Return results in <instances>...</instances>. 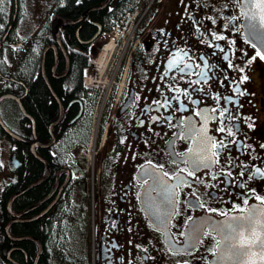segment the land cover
<instances>
[{"label":"flooded vegetation","instance_id":"flooded-vegetation-1","mask_svg":"<svg viewBox=\"0 0 264 264\" xmlns=\"http://www.w3.org/2000/svg\"><path fill=\"white\" fill-rule=\"evenodd\" d=\"M65 5L59 0L54 10ZM0 7L6 24L0 37V98L19 88L23 129L31 128V138L25 135L22 142L30 154L37 145L43 167L37 180L5 200L0 264H264V203L256 199L264 196V178L253 175L256 168L264 171V59L244 37L241 0H100L73 19L45 17L20 44L15 42L19 0H3ZM110 41L116 69L110 82L106 75L102 105L101 91L83 85L80 97L59 101L49 77L62 80L81 57L82 78L91 74L96 81L92 63ZM17 48L22 63L31 52L37 55L34 77L40 75L56 103L47 139L36 134L23 105L28 81L12 77L11 51ZM223 107L231 120L212 111ZM221 120L232 136L227 128L216 131ZM202 135L223 139L228 147L218 158L211 156L217 149L209 148L207 166L196 167ZM3 140L0 136V150ZM12 151L10 144L7 156L0 153L5 165L0 208L22 166L17 159L18 167L11 169ZM40 179L37 185L44 183L45 190L33 204L7 209L10 197ZM12 220L36 223V235L13 234V223L6 232ZM12 237L28 239L32 251L21 245L26 240ZM222 239L227 250L221 249Z\"/></svg>","mask_w":264,"mask_h":264},{"label":"trees","instance_id":"trees-1","mask_svg":"<svg viewBox=\"0 0 264 264\" xmlns=\"http://www.w3.org/2000/svg\"><path fill=\"white\" fill-rule=\"evenodd\" d=\"M66 1L64 7L57 8L54 10L53 16L61 15L67 19H73L79 15V13L83 10L84 6L88 3H98L100 0H79L81 3L76 5L77 0H63ZM105 11V10H104ZM6 27L4 21V11L0 12V37L1 34L4 33V29ZM31 55L28 57L27 61L19 62L17 68L13 72V77L17 80L25 79L28 81V93L27 97L23 100V105L25 106L27 112L33 117L35 124V132L39 136H44L46 139V125L51 120L50 112H56V103L52 98L48 88L45 83L41 79L40 75L37 74L34 77V72L37 71L40 60L37 59V55L34 52L30 53ZM51 59L50 54L46 55V62L49 63ZM83 61L84 59L81 57H76L72 66H70V70L62 80H55L49 77L50 83L52 85L53 91H55L57 98L63 104L73 99L74 97H80L82 95V75H83ZM48 69L46 68V72ZM14 87V86H13ZM12 87L13 94H19V88L17 87V92ZM16 88V87H15ZM4 105L1 106L2 114L4 115ZM16 112L14 110H9L8 113L6 110L5 120L9 125V128L18 136L26 137L28 139L31 138L30 131L31 128L27 129V133L23 129L24 120L18 108L15 106ZM11 121V124H10ZM0 136H6L3 131H0ZM6 138L10 139L6 136ZM11 145L13 146V152L16 154V157L19 161L22 162L21 168L18 170V184L15 186H11L10 190L7 191L4 196V200L1 202L0 215L7 216L5 209V200L9 195L14 193L18 187L22 185H27L35 180H37L42 172L43 167L42 164L34 158L28 150V145L24 144L22 141H15L10 139ZM44 183L40 185H35L20 194L16 197L12 203V206L15 211L21 210L28 204H33L38 196L40 195V191L45 190ZM6 221V218L3 217V222ZM12 233L15 235H36L37 225L36 223H13L11 225ZM26 240V242L24 241ZM24 243L28 244L29 251H32L33 246L32 243L28 239H23Z\"/></svg>","mask_w":264,"mask_h":264},{"label":"rangeland","instance_id":"rangeland-1","mask_svg":"<svg viewBox=\"0 0 264 264\" xmlns=\"http://www.w3.org/2000/svg\"><path fill=\"white\" fill-rule=\"evenodd\" d=\"M58 0H19L21 11H20V27L21 31H18V35L20 38H22L24 35L29 34L30 36L35 33V30L37 26H39L45 19V17H50V10L54 8V6L57 4ZM112 50V44H110L107 49L104 51H101L100 55L103 54L104 58L102 60L100 68L95 71L97 74L96 77V84L98 85L97 88H94L96 90L101 91L99 98H98V106L100 107L103 103L104 99V93L107 91V82L106 79H108V82H110V75L115 71L116 69V61L112 59L114 56L115 51L110 54ZM20 49H14L11 51V58L14 64L16 62H19V59L21 58ZM100 55L98 57V60L100 58ZM106 68V69H105ZM107 75V77H106ZM5 104H7L8 108H11L16 112V108L14 107L13 102L6 101ZM96 114V111H94ZM91 128L96 129V122H91L90 125ZM4 144L1 146L0 153L4 156L6 152H8V142L4 138L2 141ZM7 156V155H6ZM0 160H2V156H0ZM5 170L4 162H0V178Z\"/></svg>","mask_w":264,"mask_h":264},{"label":"water","instance_id":"water-1","mask_svg":"<svg viewBox=\"0 0 264 264\" xmlns=\"http://www.w3.org/2000/svg\"><path fill=\"white\" fill-rule=\"evenodd\" d=\"M107 2V1H106ZM106 2L104 3V5L106 4ZM260 2V0H241V9H242V14H243V21H242V25H243V33L245 36V39L251 43L262 55H264V21L261 20V10L257 7V4ZM100 7H96V8H92L90 10H100L103 8V6ZM62 76V75H60ZM4 98H10L12 100H14L19 109L21 110V112L23 111L21 104L19 102V97H16L14 95L11 94H7L4 95L0 98V101ZM1 123V121H0ZM1 125L4 128V131L13 139L17 140V141H21V139L16 136L14 133H12L9 129H7L2 123ZM55 123L52 124V126H54ZM37 145L34 144L31 146L30 148V152L31 154L38 160L39 157L37 156V154L35 153L34 148ZM9 164L11 165V169L13 168H17L18 167V161L15 158L14 155H12V157L9 159ZM43 179H40L38 182L31 184L29 187L35 186L37 185L40 181H42ZM23 192H18L15 195H13L7 203V207L9 208L10 204L13 202V200L18 197L20 194H22ZM22 214H13V216H21ZM16 221H10L5 230L7 232V228L8 225H10L11 223H14ZM20 222V221H18ZM226 228L229 229V227H232V224H225ZM13 240H22L24 238H13ZM227 240H222V247L224 248V250H227V245L225 244Z\"/></svg>","mask_w":264,"mask_h":264},{"label":"snow or ice","instance_id":"snow-or-ice-1","mask_svg":"<svg viewBox=\"0 0 264 264\" xmlns=\"http://www.w3.org/2000/svg\"><path fill=\"white\" fill-rule=\"evenodd\" d=\"M77 2H79V0H77ZM0 3H3V0H0ZM257 7L261 10V13H262L261 20L264 21V0H260V2L257 4ZM2 11H3V8H0V12H2ZM209 19H211V17H209ZM212 22L215 23V21H212ZM212 35L217 40H225L226 39L223 35H216L215 33H213ZM209 46L211 47L212 45H209ZM220 51L223 52L224 49L221 48ZM257 56H259L260 59H264V55H261L260 52H257ZM223 59L228 60V56L225 55L223 57ZM229 66L230 67L232 66V64H231L230 61H229ZM184 67H189V65H185ZM183 70L184 69L181 68V71L182 72H183ZM241 71H243V69H241ZM199 75L202 77V79H205V80L207 79V74L206 73L201 72V73H199ZM243 79L244 80H247L248 77L245 76V77H243ZM193 83H195V82H193ZM199 90L200 89H194V91H199ZM236 91H239V88H237ZM184 94L187 95V92H185ZM241 94H243V93H241ZM219 99H220V96L218 95L217 96V100H219ZM223 99L225 101H227L229 98L227 96H224ZM153 103H158V101H154ZM212 111H214V112L215 111H218L220 117H224L226 114H228V119L229 120L232 119L231 115L229 114V109L227 107H223V110H217V109L213 108ZM196 114L197 115H200L201 113H196ZM220 125L221 126H219L216 129V131L221 132V133H224L226 131L227 125H225L222 120L220 121ZM249 127H252V125H249ZM227 135L228 136H232L233 135V132H232V130L230 128H227ZM198 143H199V151L197 153V158L194 161V164L196 165V167H200L202 165L205 166V167L207 166L205 164V160L208 159V151H209V148H211V149H217L216 151H212L211 152V156L218 158L219 155H220V151L219 150L228 147V144H225L223 139H220L219 141H216L213 137H209L207 135H202L201 136V139H200V141ZM228 143L229 144H233V143H237V141L231 140ZM261 147H264V145H261ZM216 162H219L218 159H217ZM244 167L247 168L248 166L247 165H244ZM191 174L192 173H189V175H191ZM257 174L261 178H264V171H261L259 168H256V171H255V173L253 175H257ZM227 175L229 177H231L232 174H231V172H228ZM240 175L241 176H244L245 173L244 172H241ZM212 179L215 180V179H217V177L216 176H213ZM248 179H253V176H249ZM256 199L257 200H260L262 203H264V196L257 195L256 196ZM243 203L244 204H247L248 203L247 199H244L243 200ZM201 206H203V205H201ZM212 211H215V210H212ZM260 243H261L262 246H264V241H261Z\"/></svg>","mask_w":264,"mask_h":264},{"label":"bare ground","instance_id":"bare-ground-1","mask_svg":"<svg viewBox=\"0 0 264 264\" xmlns=\"http://www.w3.org/2000/svg\"><path fill=\"white\" fill-rule=\"evenodd\" d=\"M113 37V36H112ZM110 44H112L111 42L108 44V45H106L101 51H104L105 49H107V47L110 45ZM103 58H104V56H103V54H101L100 55V58H99V60H98V65L99 66H101V63H102V60H103ZM101 68H102V66H101Z\"/></svg>","mask_w":264,"mask_h":264}]
</instances>
